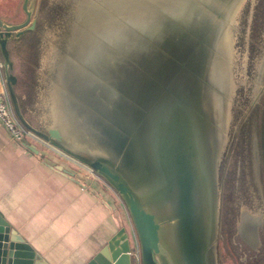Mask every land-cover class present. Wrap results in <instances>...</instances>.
<instances>
[{
  "label": "rangeland",
  "instance_id": "obj_1",
  "mask_svg": "<svg viewBox=\"0 0 264 264\" xmlns=\"http://www.w3.org/2000/svg\"><path fill=\"white\" fill-rule=\"evenodd\" d=\"M22 1L0 0L3 23L14 25L25 20ZM225 3L218 6L214 0H30L34 32L24 39L27 43L10 39L11 55L17 64L29 59L28 68L21 67L18 72L22 82L23 70L33 71L38 55L45 64L46 90L38 93L35 82L29 90L38 93L40 106L42 101L44 105L37 110L36 105L30 104L37 98L32 93L27 110L38 118L44 109L49 120L52 116L62 120L64 141L73 143L65 144L79 155L105 156L129 169L134 163L127 135L129 94L137 93L134 99L141 107L146 92H153V78L149 82L146 78L150 75L143 74L144 70L153 69V46L156 54L155 47L163 40L176 32L175 39L166 41H177L178 33L205 19L206 41L211 42L208 52L216 60L222 57L220 62L224 61L222 67L227 74L224 84L222 75L219 85H215L219 92L213 91L209 97L214 115L212 105L224 99L222 94H227L229 105L223 130V142H228L224 152L218 154L215 167L219 200L227 207L235 196L248 195V186L264 185V0ZM201 5L218 7L219 15L205 13ZM28 44L31 49L26 51ZM212 67L221 73L217 65ZM214 77V73L207 72V90ZM68 108L70 115L66 113ZM43 122L45 126V119ZM35 143L40 144L36 140ZM71 160L73 166L77 165L75 171L86 170L88 175L103 179L75 157L71 156ZM110 188L124 205L120 195L111 185Z\"/></svg>",
  "mask_w": 264,
  "mask_h": 264
},
{
  "label": "water",
  "instance_id": "obj_2",
  "mask_svg": "<svg viewBox=\"0 0 264 264\" xmlns=\"http://www.w3.org/2000/svg\"><path fill=\"white\" fill-rule=\"evenodd\" d=\"M29 1H22L23 22L8 25L0 19V53L6 85L21 123L13 91L16 78L9 72L12 64L7 41L19 37L24 30L33 29ZM214 2L225 3L224 0ZM201 7L205 13L219 15L218 7ZM206 30V22L202 21L178 33L177 41L155 47L158 49L155 57H163V60H153V69L143 71L144 75H150L147 81L153 78V92H146L141 107L134 99L137 93L130 92L127 135L134 163L129 169L121 168L119 162L105 156L89 158L68 150L57 142L60 133L56 128H50L47 133L28 128L106 180L127 209L131 233L120 226L84 264H133L136 260L133 239L137 243L140 264H210L215 220V159L220 132L209 93L205 90L203 96L199 82L202 76L200 48L206 41ZM176 36L175 32L167 39ZM125 91L129 93L128 89ZM56 167L75 178L72 171L61 165ZM0 264H49L13 231L1 214Z\"/></svg>",
  "mask_w": 264,
  "mask_h": 264
},
{
  "label": "crops",
  "instance_id": "obj_3",
  "mask_svg": "<svg viewBox=\"0 0 264 264\" xmlns=\"http://www.w3.org/2000/svg\"><path fill=\"white\" fill-rule=\"evenodd\" d=\"M33 29L24 30L19 38L14 37V39L24 42V39L34 32ZM10 43L9 39L7 49L10 52L12 64L9 72L16 78L13 91L16 110L25 125L22 124L27 129L32 128L41 133H47L50 128H56L60 133V139L57 142L75 152L71 146L65 144L67 142L64 141L65 126L61 125L62 120L53 116L49 120L44 109L40 111L38 118L27 110L29 108L27 105L30 103L29 94L32 93L38 99L35 98L30 104L36 105L37 110L38 108L40 110L42 104L44 105L42 101L40 106L38 93L40 89H45V64L38 55L34 70H23L25 80L22 82L18 72L21 67L28 68L29 59H22V63L17 64V61L12 58ZM167 43L162 41L161 46H166ZM210 45V41H205L203 46H200L202 76L201 81L199 80L203 96L206 95V90L209 97L212 96L213 91L219 92L215 85H219L222 75L224 84L227 75L222 67L225 64L220 62L222 57L216 60L208 52ZM29 47L28 44L26 51L31 49ZM153 60H158L157 62L163 60V57H155L154 46ZM213 65H217L221 73L217 74ZM209 71L214 73L215 77L210 80L212 86L207 90L206 78ZM0 75L7 89L5 68L1 70ZM34 82L37 83L38 93L29 92L30 88H34ZM225 94H222L224 99L221 98L217 105H212L216 112L215 123L220 132V146L223 142L222 133L226 123L224 117L229 109L227 94ZM68 110L66 113L70 115L71 110L69 108ZM59 113L61 116V112ZM44 119L47 122L45 126ZM66 128L68 129V126ZM36 135L40 144L29 139L16 141L0 124V214L13 231L28 242L49 264H84L106 244L120 226H124L131 233L128 212L112 193L110 185L105 180L96 177V174L88 175L86 170L75 171L77 165H72L75 163L72 162L70 153ZM57 165L72 171L74 173L72 176L75 178L59 170ZM132 249L136 257L133 264H140L138 247L134 239Z\"/></svg>",
  "mask_w": 264,
  "mask_h": 264
},
{
  "label": "flooded vegetation",
  "instance_id": "obj_4",
  "mask_svg": "<svg viewBox=\"0 0 264 264\" xmlns=\"http://www.w3.org/2000/svg\"><path fill=\"white\" fill-rule=\"evenodd\" d=\"M224 142L219 145L215 163L226 148L228 141ZM215 186L210 264H264V185L248 186V195L235 196L227 207L219 200L216 168Z\"/></svg>",
  "mask_w": 264,
  "mask_h": 264
},
{
  "label": "built area",
  "instance_id": "obj_5",
  "mask_svg": "<svg viewBox=\"0 0 264 264\" xmlns=\"http://www.w3.org/2000/svg\"><path fill=\"white\" fill-rule=\"evenodd\" d=\"M4 68V63L0 55V72ZM0 124L9 132L11 138L16 141L39 140L37 135L27 129L17 117L9 94L0 75Z\"/></svg>",
  "mask_w": 264,
  "mask_h": 264
},
{
  "label": "bare ground",
  "instance_id": "obj_6",
  "mask_svg": "<svg viewBox=\"0 0 264 264\" xmlns=\"http://www.w3.org/2000/svg\"><path fill=\"white\" fill-rule=\"evenodd\" d=\"M235 2H236V1H235ZM235 2H234V3H235ZM225 5H226V3H225ZM198 9H199V7H198ZM201 9H202V8H201ZM201 9H200V10H201ZM202 11H204V10L202 9ZM198 12H200V11H198ZM196 13H197V12H196ZM196 13H195V14H196ZM203 13H204V12H203ZM203 13H201V14H203ZM196 15H199V14H196ZM196 15H195V16H196ZM227 16H228V15H227ZM196 17H197V16H196ZM196 19H197V18H196ZM196 19H195V21H196ZM198 19H199V18H198ZM202 19H203V18H202ZM213 19H214V18H213ZM226 19H227V18H226ZM215 20H216V19H215ZM204 21H205V19H204ZM206 21H207V20H206ZM190 22H191V21H190ZM196 22H197V21H196ZM196 22H195V24H196ZM192 23H193V22H192ZM227 23H229V22H227ZM222 24H223V23H222ZM188 25H189V23H188ZM188 25H187V26H188ZM190 25H192V24H190ZM192 26H194V25H192ZM225 29H227V28L225 27ZM225 29H224V30H225ZM222 30H223V28H222ZM135 32H136V31H135ZM220 40H221V39H220ZM219 42H220V41H219ZM220 43H221V42H220ZM224 50H225V49H224ZM226 52H227V50H226ZM226 52H224V53H226ZM222 53H223V52H222ZM224 53H223L222 55H224ZM215 54H216V53H215ZM220 54H221V52H220ZM220 57H221V56H220ZM225 57H226V56H225ZM70 58H71V57H70ZM73 59H74V58H73ZM226 59H227V58H226ZM70 60H71V59H70ZM74 60H75V59H74ZM78 63H79V62H78ZM223 63H224V61H223ZM226 66H227V64H226ZM76 69H77V68H76ZM76 69H75V70H76ZM228 83H229V82H228ZM225 95H226V94H225ZM226 97H227V96H226ZM222 119H223V118H222ZM221 124H222V123H221ZM222 134H223V133H222ZM215 164H216V163H215ZM215 188H216V186H215ZM215 194H216V193H215ZM214 222H215V220H214ZM214 224H215V223H214ZM251 225H252V224H251ZM249 226H250V225H249ZM246 227H247V226H246ZM252 227H254V226H252ZM214 230H215V229H214ZM240 234H241V233H240Z\"/></svg>",
  "mask_w": 264,
  "mask_h": 264
}]
</instances>
